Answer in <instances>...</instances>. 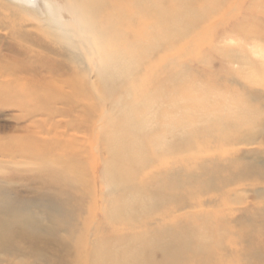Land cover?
Returning a JSON list of instances; mask_svg holds the SVG:
<instances>
[{"label":"rangeland","instance_id":"1","mask_svg":"<svg viewBox=\"0 0 264 264\" xmlns=\"http://www.w3.org/2000/svg\"><path fill=\"white\" fill-rule=\"evenodd\" d=\"M35 1L38 4L39 0ZM44 1L47 18L16 6L15 0H0V89L5 91L4 95L0 94V139L13 143L27 135L28 125L45 139L50 134L40 131V124L34 123L38 120L46 130L72 134L80 141L84 151L75 175L69 179V186L66 187L70 189L74 203L83 211V215L78 216L79 224H74V228L88 224V233L92 240L98 242L113 236L112 233L106 235L111 231L103 230L105 216L108 215L106 210L116 203L117 198L128 194L129 187L124 181L117 180V174L112 177L113 168L106 164L111 154L103 143L101 146V135L115 119L125 122L129 115L138 118L142 114L136 105L140 99L138 95L142 94L140 84L131 75L150 77L154 71H158L162 89L175 87L177 96L166 91L158 100H147L159 106L165 122L171 116L169 104L174 102L181 109L174 120L179 131L186 133L192 128L203 133L198 132L194 136L188 134L191 149L186 152L187 147H184L173 157L183 164L177 180L186 187H178L157 209L152 205H140L139 209L140 202H137L138 210L131 213L139 215L137 218L140 219L134 225H127L126 229L117 230L114 235L133 234L132 242L137 243V234L157 226L160 231L155 235L162 233L161 237L166 241L171 240L173 247L185 245L189 250L197 244L209 246L214 257H219V264H222V259L223 264H264V0H222L221 4L208 10L207 17L190 23L181 32L172 30L168 22V13L179 5L174 4V0L128 2L126 7L131 13L135 6L155 3L164 8V19L161 18L158 31L154 30L160 35L154 47H151L153 33L148 31L149 35H144L145 45L151 47V53L144 57V47L136 45L133 59H128L131 73L123 77L125 82L118 81L115 86L102 84L105 74H100L99 70L105 55L100 56L98 46L92 45V37L79 29L84 15L77 9L86 6L89 0H64L65 9L72 14L68 20H61L55 13L60 7L59 0H48L51 6L54 5L53 10L48 8L47 0ZM199 1L181 0L185 4L191 3L195 9L199 7ZM182 14L183 17L190 15L186 12ZM137 29L134 28V31ZM38 38L47 42L56 43L57 40L62 44L67 43L77 52L80 51L83 72L89 71L88 81L97 92H101L94 100L98 109L94 112L95 122L91 130H87L84 124L76 130L68 127L80 112L74 111L73 117H67V106L59 103H53L57 109L53 116L40 112L35 117H29L20 106L21 101H28L29 97L25 96L33 90L30 81L37 75L46 76L53 59L58 58L57 54L46 51L36 43ZM178 79H182V82H178ZM20 94L24 96L20 97ZM193 102L216 109L226 108L220 112L222 115L231 111L241 116L232 120L235 130L229 136L220 135L217 130L214 134L218 137L215 138L205 133L206 113L198 108L193 109L190 106ZM28 105L32 106L30 102ZM186 116H190L188 121L184 118ZM2 160L5 162L10 158L0 155V164ZM156 162H150L144 168L145 172L134 183L133 189L140 188L147 179L163 174L162 170L166 167L162 168ZM10 165L17 166L13 163ZM3 168L0 165V176L10 172ZM213 170H218L220 176L229 177L231 181L225 183L218 180ZM208 172L213 175L212 187L204 183L206 176H210ZM27 182L20 180L16 185L9 184L31 199L27 194L30 191ZM133 195L139 197L138 200L146 196L139 189ZM149 196L143 200L151 204ZM67 214L66 211L65 218ZM161 218L166 220L157 224ZM60 233L61 236L65 234ZM141 243L144 246L149 242L145 240ZM170 254H173V249L167 256ZM180 263L193 264V261L191 257L187 259L184 256L182 262L177 264Z\"/></svg>","mask_w":264,"mask_h":264},{"label":"bare ground","instance_id":"2","mask_svg":"<svg viewBox=\"0 0 264 264\" xmlns=\"http://www.w3.org/2000/svg\"><path fill=\"white\" fill-rule=\"evenodd\" d=\"M128 2L134 3L135 1L89 0L86 6H79L77 9V12L84 15L79 28L81 33L90 35L94 40L92 45L98 46L100 56L105 55L99 73L105 74L101 82L108 84V86H115L118 81L125 82L123 77L131 73L128 59H133V51L136 45L139 44L144 47V57H146L151 53L150 48L154 47L160 38V35L154 30L158 31V24L161 23V18L164 19V8L155 3L144 4V7L135 6L131 13L126 7ZM14 3L16 6L26 8L28 12L42 18L48 16L44 0H39L38 4L35 0H22L21 3ZM58 3L60 7H58V12H55L58 17L61 20L72 18V14L68 9H65L66 1L59 0ZM219 3L221 4L222 0H200L199 7L195 9L192 8L191 3L185 4L181 0H174V4L179 5L168 13L170 28L179 32L183 31L190 23L207 17L209 15L208 10L218 6ZM47 4L48 8L53 10L54 5L51 6L48 0ZM183 11L190 15L183 17ZM134 28L138 29L134 31ZM148 31L153 33L151 38L153 46L151 47L145 45L146 38L144 35H149ZM35 42L41 44L46 51L57 54L58 58L53 59L52 67L48 69L46 76L37 75L30 81L29 84L33 90L25 96L26 98L29 97L27 103L21 101L20 106L26 110V115L29 117H35L40 112L53 116L57 113L54 104L59 103L67 106L65 110L67 117H73L74 111L80 112L74 122L67 125L68 127L76 130L81 129L84 124L87 130H91L95 122L94 112L98 109L94 100L101 92H97L88 81L89 71L83 72L80 54L78 53L80 51L77 52L67 43L62 44L57 40L55 43L38 38ZM131 76H134V80L140 84L139 91L142 94L138 95L140 99L136 105L142 114L138 118L129 115L125 122L115 119L113 124L107 126L101 135V146L103 143L104 148L111 154L109 163L106 164L113 168L112 177H116L117 174V180L124 181L125 183H123L129 187V193L117 198L116 203H112L108 211L106 210L108 215L105 216L106 222L103 224L105 227L103 230L111 231L106 235L112 233L113 236L105 237L104 240L98 242L95 239L92 240L88 233V224L84 223L82 227L74 228V224L76 226L79 224L78 216L83 211L74 203L70 189L67 190L66 187L69 186V179L75 175L84 147L72 134L62 131L52 132V129L46 130L40 121L36 120L34 123L40 124L38 125L42 128L40 131L50 134L47 138L39 137L40 132L35 133L32 127L28 125L27 135L22 137V140L16 139L9 144L0 139L2 141H0V155L10 158L5 162L2 160L0 164L1 167H4L3 169L10 170L7 175L0 176L1 263L177 264L179 261L182 262V258L185 256L187 259L191 257L193 264H219V257H214L215 255L211 253L212 250L209 246L207 248V246L203 247L201 244H197L195 248H188L189 250L185 245L173 247L171 240L166 241L161 237L162 233L159 236L155 235L160 231L157 226L153 227L152 230L141 231L140 234H137V243L132 242L133 234L114 235L117 230L126 229L127 225H134L140 219L137 218L139 215L136 216V214L132 215L131 213L132 210H138V208L136 209L137 202H140L138 207L140 205H147V207L152 205V208L157 209L162 206L160 205L162 202L169 199L170 194L175 193L178 187H186L177 180L183 164L174 160L173 157L175 152L184 147H187L186 152L191 149L192 142H189L188 134L194 136L201 131L192 128L186 133L179 131L174 120L181 109L174 102L169 104L168 110L171 116L165 122L159 106H154L147 100L149 98L158 100L166 91L177 96L175 87L167 86L168 88L166 87L165 90L162 89L159 85L158 71H154L150 77L136 74ZM134 80L131 78V81ZM177 81L182 82V79ZM150 86H154V88L150 89ZM2 90L0 89V94L3 93L4 95L5 91ZM22 96L24 95L20 94V97ZM28 102L32 106L29 107ZM190 106L193 109L198 108L205 111L207 126L204 128V132L212 135L213 138L218 137L214 134L217 130H219L218 134L224 136H229L235 130V124L232 120L235 117L238 118L239 115H235L231 111L222 115L220 112L222 110L224 112L227 110L226 108L217 107L216 109L195 102L191 103ZM188 117L190 116L184 118L188 121ZM107 118L110 119V116ZM181 126L184 127L182 124ZM166 158H168V162ZM155 160L158 161L156 164L160 167H166L162 170L163 174L156 178L147 179L140 188L133 189L134 183L141 178L149 163ZM12 163L17 166L12 167L10 165ZM219 171H212V173H216L218 180L225 183L231 181L229 177L220 176ZM208 175L210 176H206L204 183L207 184L206 186L211 185L212 187L213 175L209 172ZM20 180L28 181L27 188L30 191L27 194L32 197L31 199L21 195V192L13 186ZM138 189L147 197L150 195L151 204L147 200H143L145 195L140 200H138L139 197H134L133 194ZM145 206L143 207L145 208ZM66 211L68 212L67 218H65ZM154 219L158 218L155 217ZM164 220L166 218H161L157 224ZM96 228L95 230H97ZM60 232L65 234L61 236ZM145 240L149 243L142 246L141 242ZM172 249L173 254L168 255V257L167 253ZM221 261L223 264L224 260ZM247 264L256 263L248 262Z\"/></svg>","mask_w":264,"mask_h":264},{"label":"water","instance_id":"3","mask_svg":"<svg viewBox=\"0 0 264 264\" xmlns=\"http://www.w3.org/2000/svg\"><path fill=\"white\" fill-rule=\"evenodd\" d=\"M15 1H17V2H22V0H15Z\"/></svg>","mask_w":264,"mask_h":264}]
</instances>
